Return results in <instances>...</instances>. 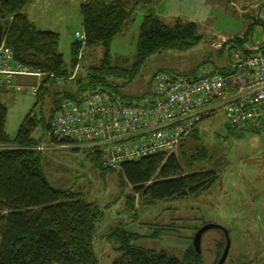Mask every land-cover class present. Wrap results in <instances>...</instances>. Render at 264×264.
I'll return each instance as SVG.
<instances>
[{"label":"rangeland","instance_id":"obj_1","mask_svg":"<svg viewBox=\"0 0 264 264\" xmlns=\"http://www.w3.org/2000/svg\"><path fill=\"white\" fill-rule=\"evenodd\" d=\"M86 1L27 0L21 10L36 29L59 34L58 51L68 69L75 33L84 32L80 7ZM132 6L133 3L128 9ZM263 8L264 0H157L151 5L135 8L131 21L113 37L108 47L96 45L87 50L81 47L78 64L68 71V77L56 79L55 86L50 81L45 83L50 93L45 94L43 101H38V91L33 93L31 89L39 88L44 78L42 73H18L10 84L0 85V101L8 109L5 123L8 135L14 137L24 122L26 129L25 119L32 113L30 118L36 120L32 136L39 140L32 149L41 152L42 170L49 182L59 189L79 192L87 201L102 208L103 219L97 223L94 237L99 264H112L121 256L115 249L118 242L110 237L113 231L123 229L135 233L137 237L131 240L134 246L165 250L181 257L189 246H193L197 230L206 224L221 225L228 232L230 249L223 264H264V142L259 132L229 129L228 120L222 114L202 119L195 127L205 159L196 163L191 172L212 170L217 179L197 196L148 202L122 181L118 168L115 172L103 171L95 164L87 154V151L93 152L94 147L85 150L70 146L73 142L61 143L62 140L52 134L50 124L54 116L50 118L54 92L66 89L73 92L78 84H90L94 72H108L105 75L108 81L120 82L124 93L137 97L145 93L155 72L171 71L195 77L204 68L224 67L236 48H229L230 40L240 38L245 41L242 46L248 49L264 43V27L255 23ZM147 14L160 17L170 26L177 22H193L200 38L185 48L165 49L150 55L129 81L112 76V70L118 71L134 62L140 26ZM9 48L12 49L5 45L3 38L1 62L2 53H11ZM12 51L15 61L11 63L28 67L17 60ZM105 52L107 62L103 58ZM5 60L8 69L9 62ZM1 62L0 66H3ZM28 68L31 73H39ZM100 88L105 86L99 84L77 96L60 99L56 110L67 99H79L82 94ZM45 122H49L48 131L43 129ZM130 198H133L132 207L128 205ZM224 240L226 244V234L220 229L203 233L199 253L205 264L219 262L221 256H217V246Z\"/></svg>","mask_w":264,"mask_h":264},{"label":"trees","instance_id":"obj_2","mask_svg":"<svg viewBox=\"0 0 264 264\" xmlns=\"http://www.w3.org/2000/svg\"><path fill=\"white\" fill-rule=\"evenodd\" d=\"M155 1L84 2L80 12L85 38L78 40L75 37L71 44L69 69L58 51L59 34L36 29L21 12L27 0H0L4 42L14 50L17 60L44 75L37 93L38 101H43L45 94L50 93L45 83L50 81L55 86L56 79H66L68 71L78 64L81 47L85 50L96 45L108 47L113 37L131 21L135 8L151 5ZM131 2L133 6L128 9ZM255 23L262 25L256 20ZM199 38L193 22H177L170 26L160 17L147 14L140 26L134 62L129 67L112 70L111 75L129 81L150 55L165 49L185 48ZM230 41V49L243 48L245 42L240 38ZM104 55L107 62L108 55L106 52ZM94 73L90 76V84H78L73 92L67 89L54 92L50 118L60 99L77 96L79 92L99 84L112 88L127 100L139 97L124 93L120 89V82L108 81L105 76L108 72ZM7 113V107L0 101V264H99L94 250V237L96 225L103 219L102 208L95 202L87 201L79 192L53 186L42 170L41 152L32 149L39 143L32 136L36 126L35 118H30L32 113L25 119L28 127L23 128L24 122L12 138L5 130ZM45 123L43 129L48 131L49 122ZM196 127H193L188 137L183 138L178 154H154L126 162L118 169L119 177L148 202L199 195L215 182L217 175L212 170L191 172L196 163L205 159ZM227 127L238 129L229 121ZM242 130L256 131V128L247 127ZM87 152L101 170L115 172L100 167L97 152ZM132 202L133 198H130L129 207H132ZM110 237L118 242L115 249L121 254L112 264H205L193 246H189L181 257H177L165 250H149L132 245L131 240L137 235L123 229L113 231ZM217 247L219 257L225 247V240Z\"/></svg>","mask_w":264,"mask_h":264},{"label":"built area","instance_id":"obj_3","mask_svg":"<svg viewBox=\"0 0 264 264\" xmlns=\"http://www.w3.org/2000/svg\"><path fill=\"white\" fill-rule=\"evenodd\" d=\"M258 20L264 27V8ZM75 37L83 40L85 35L78 31ZM262 44L236 47L224 67L204 68L195 77L161 71L150 79L145 93L133 100L107 87L79 99L69 98L54 113L52 134L79 149L94 147L107 170L144 156L175 153L198 122L215 114L224 115L238 129L256 128L264 142ZM10 50L1 54L0 85L10 84L18 73L41 74L11 63L15 60ZM31 89L36 93L38 86Z\"/></svg>","mask_w":264,"mask_h":264},{"label":"water","instance_id":"obj_4","mask_svg":"<svg viewBox=\"0 0 264 264\" xmlns=\"http://www.w3.org/2000/svg\"><path fill=\"white\" fill-rule=\"evenodd\" d=\"M3 37H4V28H3L2 18L0 17V45L2 43ZM209 229H220V230L224 231L226 234V241L227 242H226L225 248H224L222 255L219 259V262H218V264H223V262L226 260V257L228 255V252L230 249L228 232H227V230H225V228L223 226L216 225V224H206V225L202 226L201 228H199L193 237L194 249L197 253L200 252L201 237H202L203 233Z\"/></svg>","mask_w":264,"mask_h":264},{"label":"flooded vegetation","instance_id":"obj_5","mask_svg":"<svg viewBox=\"0 0 264 264\" xmlns=\"http://www.w3.org/2000/svg\"><path fill=\"white\" fill-rule=\"evenodd\" d=\"M223 232V231H222ZM226 245V244H225Z\"/></svg>","mask_w":264,"mask_h":264}]
</instances>
